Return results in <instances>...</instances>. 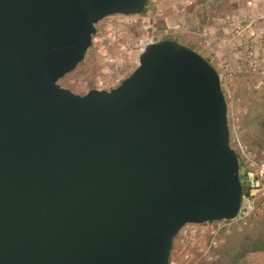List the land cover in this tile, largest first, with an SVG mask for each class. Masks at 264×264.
I'll return each mask as SVG.
<instances>
[{
  "label": "water",
  "instance_id": "water-1",
  "mask_svg": "<svg viewBox=\"0 0 264 264\" xmlns=\"http://www.w3.org/2000/svg\"><path fill=\"white\" fill-rule=\"evenodd\" d=\"M146 0H0V264H168L241 201L213 66L170 40L110 90L57 81L95 25Z\"/></svg>",
  "mask_w": 264,
  "mask_h": 264
},
{
  "label": "built area",
  "instance_id": "built-area-1",
  "mask_svg": "<svg viewBox=\"0 0 264 264\" xmlns=\"http://www.w3.org/2000/svg\"><path fill=\"white\" fill-rule=\"evenodd\" d=\"M185 3L191 6L192 0H186ZM243 6L246 13L242 16L226 14L219 18L228 31L227 36L218 40L219 50L226 51L229 56L216 51L202 56L215 69L225 101L232 106V147L230 143L229 146L234 150L238 163L242 196L240 206L233 220L184 225L175 236L184 249L178 264L210 261L227 226H244L253 215L256 203L264 202V149L250 148L239 140L237 125L241 101L235 97L231 85L234 80L240 79L245 89L251 92L264 90V0H244ZM159 16V10L152 7L131 16L133 19L126 27L140 31L134 38L112 27L105 30L107 47L101 46L97 50V69L96 75L90 80L91 88L110 90L116 87L138 65V56L146 46L164 39L176 42L175 32L170 31L176 30V25L169 30H157ZM201 43L207 47L210 40L202 35Z\"/></svg>",
  "mask_w": 264,
  "mask_h": 264
},
{
  "label": "crops",
  "instance_id": "crops-1",
  "mask_svg": "<svg viewBox=\"0 0 264 264\" xmlns=\"http://www.w3.org/2000/svg\"><path fill=\"white\" fill-rule=\"evenodd\" d=\"M185 1L148 0L147 8L159 10L157 30H169L176 25V30L170 31L175 32L177 43L203 57L215 51L229 56L226 51L219 50L218 40L228 35L219 18L226 14L242 16L246 13L244 0H192L191 6ZM202 35L210 40L207 47L201 43Z\"/></svg>",
  "mask_w": 264,
  "mask_h": 264
},
{
  "label": "rangeland",
  "instance_id": "rangeland-1",
  "mask_svg": "<svg viewBox=\"0 0 264 264\" xmlns=\"http://www.w3.org/2000/svg\"><path fill=\"white\" fill-rule=\"evenodd\" d=\"M133 18L131 16H109L102 19L95 25V34L93 35L92 44L87 49L82 62L75 67L73 71L63 76L61 79L57 81V84L71 91L77 95H83L91 88L90 80L92 77L96 75V53L99 47L106 46V34L105 30L108 27H112L113 29H119L129 37L134 38L140 34L139 30L130 29V27H126L128 22H130ZM107 47V46H106ZM85 83V84H84ZM232 89L235 97L239 98L241 103L239 105L240 114H242L246 105H250L252 107L253 115H260L264 110V92H255L252 93L245 89L243 81L240 79H236L232 82ZM226 102L227 107V127H228V135H232V120H231V108L230 104ZM244 106V107H243ZM243 107V109H242ZM246 110V109H245ZM263 116V115H260ZM238 126V125H237ZM244 131L249 135L248 138L255 139L259 136L257 132V128L255 126H249L244 128ZM239 137V133H238ZM260 139L264 140V137L259 136ZM240 140V138H239ZM244 144H247L242 140ZM258 221L264 219V210L260 213L258 217ZM188 252L192 251V249H186ZM184 252V249L178 243V237H174L171 245V250L169 254V263L168 264H178L180 262V255ZM191 254V253H190ZM193 255V252H192ZM247 264H264V253H255L247 256L246 260ZM199 264V263H197Z\"/></svg>",
  "mask_w": 264,
  "mask_h": 264
},
{
  "label": "trees",
  "instance_id": "trees-1",
  "mask_svg": "<svg viewBox=\"0 0 264 264\" xmlns=\"http://www.w3.org/2000/svg\"><path fill=\"white\" fill-rule=\"evenodd\" d=\"M147 4L148 0H146L142 12L146 11ZM261 92H264V90ZM252 112V107L246 105L242 114H240L238 119L239 138L241 142L242 140L246 142L247 144L245 145L250 148L264 149V140L259 137H264V110L260 114L263 116L258 114L253 115ZM251 125L257 128L259 134L255 139L248 138L249 135L244 131V128ZM230 139L231 134L229 135V143L232 147ZM240 170L241 168L239 166V172ZM242 193L244 194V191ZM263 210L264 202L259 201L256 203L253 215L249 217L244 226L237 227L235 225H228V229L225 234L221 235L218 244L213 251L212 259L210 261H202L199 264H247L246 260L248 255L264 253V219L257 222L259 220L258 217Z\"/></svg>",
  "mask_w": 264,
  "mask_h": 264
}]
</instances>
